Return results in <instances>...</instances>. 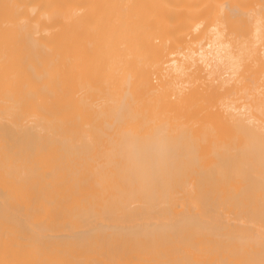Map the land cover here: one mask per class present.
Wrapping results in <instances>:
<instances>
[{"label":"bare ground","instance_id":"1","mask_svg":"<svg viewBox=\"0 0 264 264\" xmlns=\"http://www.w3.org/2000/svg\"><path fill=\"white\" fill-rule=\"evenodd\" d=\"M0 264H264V0H0Z\"/></svg>","mask_w":264,"mask_h":264}]
</instances>
